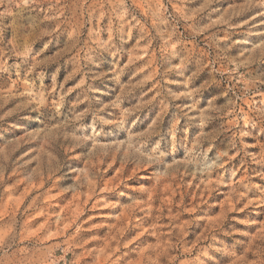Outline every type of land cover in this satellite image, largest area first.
<instances>
[{
    "label": "rangeland",
    "instance_id": "374dc122",
    "mask_svg": "<svg viewBox=\"0 0 264 264\" xmlns=\"http://www.w3.org/2000/svg\"><path fill=\"white\" fill-rule=\"evenodd\" d=\"M0 264H264V0H0Z\"/></svg>",
    "mask_w": 264,
    "mask_h": 264
},
{
    "label": "bare ground",
    "instance_id": "6f19581e",
    "mask_svg": "<svg viewBox=\"0 0 264 264\" xmlns=\"http://www.w3.org/2000/svg\"><path fill=\"white\" fill-rule=\"evenodd\" d=\"M124 218H126V216L124 217V214H121L120 216H118L117 217V223L118 222H120L121 220H123L124 221ZM78 219V218H77ZM127 224V223H126ZM128 228V227H127ZM118 233H119V235L121 234V233H123L122 232V229L121 228H118ZM118 235V236H119ZM122 236V235H121ZM199 239V238H198ZM117 241V237H111V238H109V239H107V241H106V243L104 244V247L100 250V251H98L97 250V252L99 253L98 255H97V257L99 258L98 260L100 261V262H102V261H105V257H106V250L109 248V247H111V244L113 243H115ZM112 244V245H113ZM97 254V253H96Z\"/></svg>",
    "mask_w": 264,
    "mask_h": 264
}]
</instances>
